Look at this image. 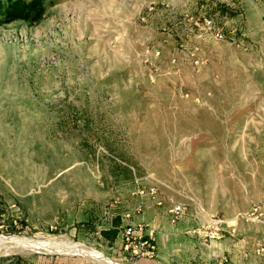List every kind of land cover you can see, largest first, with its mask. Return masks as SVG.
<instances>
[{
  "label": "rangeland",
  "instance_id": "rangeland-1",
  "mask_svg": "<svg viewBox=\"0 0 264 264\" xmlns=\"http://www.w3.org/2000/svg\"><path fill=\"white\" fill-rule=\"evenodd\" d=\"M7 11L0 0V255L104 264L18 237L135 264L124 213L165 224L179 202L186 248L164 264H264V0Z\"/></svg>",
  "mask_w": 264,
  "mask_h": 264
},
{
  "label": "built area",
  "instance_id": "built-area-1",
  "mask_svg": "<svg viewBox=\"0 0 264 264\" xmlns=\"http://www.w3.org/2000/svg\"><path fill=\"white\" fill-rule=\"evenodd\" d=\"M221 36L220 32H217ZM153 192L157 187H152ZM159 203L161 200L158 201ZM142 205L138 204L137 212L142 210ZM185 206L182 203H173L169 208L171 221L178 219L185 211ZM124 216L128 221L123 225L122 240L124 242V249L133 256L155 258L157 255V244L154 238V229L149 228L143 221H134L133 213L126 211ZM207 264H212L208 262Z\"/></svg>",
  "mask_w": 264,
  "mask_h": 264
},
{
  "label": "crops",
  "instance_id": "crops-1",
  "mask_svg": "<svg viewBox=\"0 0 264 264\" xmlns=\"http://www.w3.org/2000/svg\"><path fill=\"white\" fill-rule=\"evenodd\" d=\"M204 201V200H203ZM206 202V201H205ZM153 211L150 209L144 210L141 213V218L147 221V215H150ZM137 219V216H136ZM145 221V222H146ZM150 228L154 229V238L157 244V257L156 258H143L139 257L134 260L135 264H164V261L168 262L170 258L177 256L179 252L185 251L178 243L179 240L183 239V228L180 227L179 221H167L165 224L163 220L151 223L147 222ZM178 224V225H177Z\"/></svg>",
  "mask_w": 264,
  "mask_h": 264
},
{
  "label": "trees",
  "instance_id": "trees-1",
  "mask_svg": "<svg viewBox=\"0 0 264 264\" xmlns=\"http://www.w3.org/2000/svg\"><path fill=\"white\" fill-rule=\"evenodd\" d=\"M8 4L7 13L14 18H22L28 14V12L38 8L43 0H6ZM110 227L108 229H103L106 234H115L117 232V227ZM0 264H54L52 262H33L28 259L22 258L19 254L11 255H0Z\"/></svg>",
  "mask_w": 264,
  "mask_h": 264
},
{
  "label": "bare ground",
  "instance_id": "bare-ground-1",
  "mask_svg": "<svg viewBox=\"0 0 264 264\" xmlns=\"http://www.w3.org/2000/svg\"><path fill=\"white\" fill-rule=\"evenodd\" d=\"M7 239H4L3 237H0V242H3ZM13 244H20V245H24V246H29V247H50L53 248L57 251H70L73 253H77V254H84V255H88V256H93L98 258L99 260H101L104 264H117L114 261L110 260L109 258L105 257L103 254H101L98 251L95 250H85L82 248L81 244H71V245H65L62 244L59 247H55L53 244L49 243V242H44V241H38V240H34V239H22V238H18V237H13L10 240Z\"/></svg>",
  "mask_w": 264,
  "mask_h": 264
}]
</instances>
